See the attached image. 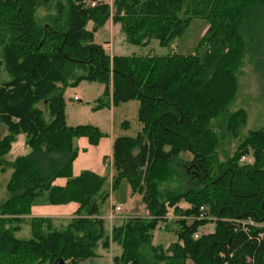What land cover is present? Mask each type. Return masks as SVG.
<instances>
[{"label": "trees", "instance_id": "1", "mask_svg": "<svg viewBox=\"0 0 264 264\" xmlns=\"http://www.w3.org/2000/svg\"><path fill=\"white\" fill-rule=\"evenodd\" d=\"M64 1L0 0V67L10 75L0 84V127L7 130L0 137V157L18 134L25 135L30 149L10 163L13 172L0 204V264H53L58 258L76 264L110 242L122 248L112 264H186L188 259L194 264H246L245 256L251 264H264V240L254 242L221 220L195 239L193 234L208 221L187 219L204 206L219 218L264 222V125L241 137L234 154L222 161L210 128L235 93L243 34L251 45L258 39V30L250 26L262 24L264 0H114L112 6ZM52 4L54 14L44 22L36 19L40 7ZM191 16L206 18L208 26L189 55L110 58L92 42L96 27L111 18L131 42L154 36L167 46ZM82 79L104 82L103 106L140 101V132L113 141L112 186L125 178L131 191L141 195L147 215L126 217L109 232L99 212L108 196L102 191L104 178L87 170L76 176L71 172L73 139L87 136L93 143L101 136L91 125L65 122L64 90ZM39 102L47 103L49 121L36 106ZM246 117L243 109L229 114L226 128L238 136ZM183 152H190L191 160L180 157ZM249 153L253 163L241 164V156ZM57 178L66 181L54 184ZM169 181L177 187L159 190ZM44 192L50 204L77 203L75 216L59 229L51 218H30L31 236L18 238L23 216ZM181 201L190 207L178 208ZM173 206L179 217L169 223L166 216ZM161 222L166 231L175 226V241L166 248L152 244ZM147 246L149 254L143 252Z\"/></svg>", "mask_w": 264, "mask_h": 264}, {"label": "rangeland", "instance_id": "2", "mask_svg": "<svg viewBox=\"0 0 264 264\" xmlns=\"http://www.w3.org/2000/svg\"><path fill=\"white\" fill-rule=\"evenodd\" d=\"M65 3L64 0H62ZM110 6L114 0H102ZM111 1V4H110ZM56 12L55 4L50 8L40 7L35 17L38 20L45 21L46 15ZM182 13L180 12V15ZM44 17V19H43ZM264 19V18H263ZM262 24L252 29L258 30V39L254 43H250V37L244 35L245 49L240 60V66L236 71L237 87L235 93L224 111L217 117L213 118L210 123L211 130L215 133L218 143L216 147V156L222 161L234 154L241 140V137L247 135L250 131L258 130L264 125V26ZM42 22V23H43ZM47 26V25H45ZM208 21L200 16H191L182 31L172 42L167 46H162L156 37L150 36L138 43L131 42L124 33L119 22L107 19L103 24L98 25L93 31L92 42L100 45L104 54L112 58L113 56H160L171 53L189 55L195 51V47L202 38ZM91 29L92 22L88 23ZM243 29L245 27L243 26ZM254 33V32H253ZM250 45V46H248ZM80 71L76 70L75 73ZM10 75L2 65L0 67V84L8 81ZM105 84L98 80H80L75 85H69L63 93L64 98V115L65 122L68 126L91 125L96 127L101 133V136L96 142L91 143L87 136H79L73 139V146L76 149V156L71 164L72 175L76 176L83 171L92 170L104 178L102 191L107 192L108 196L100 202L99 212L105 220V227L109 232L112 225H119L122 222L121 216L140 215L146 216L147 210L145 204L141 200V195L137 192H132L128 181L125 178L119 179L112 186V177L110 176L109 166L105 165V160L109 158L110 152V136L119 137H135L142 128V123L139 120L140 101L130 99L127 101L113 102L109 105H101L99 98L103 97ZM77 99H73L74 96ZM44 114L46 121L50 120V115L47 108V103L39 102L36 104ZM243 109L246 112V122L239 129L238 136H234L232 131H228L226 123L229 114ZM7 133L6 126L1 125L0 137ZM30 151L26 144L24 134H18L10 145L9 151L0 157V204L4 202L7 195L6 185L13 172V167L10 163L17 156L25 155ZM180 157L189 161L192 156L190 152H183ZM241 164H252L253 157L251 154L242 155L239 159ZM190 168V167H189ZM114 173V172H113ZM113 176V175H112ZM191 181V182H190ZM189 183L194 184V180L190 179ZM188 184V185H190ZM177 187L174 181L164 182L159 186V190H172ZM121 203L123 210L113 214L110 220L112 204ZM185 207L189 204L181 201ZM40 211L52 212L58 208H54L46 199V193L39 195L33 205ZM59 207V206H58ZM61 207V206H60ZM62 208L68 209V205H63ZM170 209V208H169ZM171 212V211H170ZM171 215L170 213L168 216ZM6 217V215H3ZM8 217V215H7ZM126 218V217H125ZM172 219L167 218L166 221L171 223ZM53 221V225L57 229L64 227L68 219ZM25 223V224H23ZM25 222L20 223V229L15 233L18 238L27 239L31 236L30 226ZM164 223H159L153 234H157L152 238V244H161L166 248L170 243L175 241V226L172 225V231H166ZM214 230V224L207 223L199 228V232L206 233ZM122 248L115 243L113 249H103L101 245L96 248V256L86 258L76 264H110V254H121ZM143 252L149 254V247H145ZM99 253V254H98ZM163 264L164 262H160ZM186 264H194L191 259L186 261Z\"/></svg>", "mask_w": 264, "mask_h": 264}, {"label": "built area", "instance_id": "3", "mask_svg": "<svg viewBox=\"0 0 264 264\" xmlns=\"http://www.w3.org/2000/svg\"><path fill=\"white\" fill-rule=\"evenodd\" d=\"M102 0H93L90 2L91 6H94L97 2H100ZM73 99H77V96H74ZM105 165L112 167V157H109L105 160ZM177 207L180 209H187L190 206H184L181 203L177 204ZM170 208V209H169ZM168 208V213H167V218L169 219H174L179 216L174 215V206ZM123 210V205L121 203L113 204L111 213L110 215V220L113 217V214L121 212ZM171 211V212H170ZM171 214L168 216V214ZM184 217V216H181ZM188 220H206L208 221L207 223H212L214 224L216 221L221 220V221H226L232 224L235 230H239L243 232L246 236H248L250 239H252L254 242L259 243L260 241L264 240V222L262 221H256L253 220L252 218L248 217L246 219H239V218H219L216 216H212L207 213V209L204 206L199 207L198 213L191 215L187 218ZM206 223V224H207ZM204 226V225H203ZM201 226V227H203ZM200 227V228H201ZM208 233V232H206ZM200 236V232L196 231L193 234V237L197 239ZM252 260L249 256H245V263L246 264H251Z\"/></svg>", "mask_w": 264, "mask_h": 264}, {"label": "crops", "instance_id": "4", "mask_svg": "<svg viewBox=\"0 0 264 264\" xmlns=\"http://www.w3.org/2000/svg\"><path fill=\"white\" fill-rule=\"evenodd\" d=\"M110 4H111V1H110ZM110 20L112 21L111 18H110ZM115 138L116 137H114V136H110V140H109L110 141L109 157H112V146H113V141H114ZM109 169H110V176L112 177V175H113L112 167H109ZM89 171H92V170H89ZM92 172H94V171H92ZM65 181H66L65 178H57V179H55L54 184L63 185L65 183ZM65 204L69 206L68 209L62 208V206L65 205ZM65 204H52V206L54 208H58L57 210L52 211V212H46V211H43V210L40 211L36 207V204L35 205L32 204V206L30 208V213L28 215L23 216V218L26 220V222H27L26 224L27 225H28V221H29L30 218H51L52 220L59 221V222L61 221L62 222V220H64V219H69V218L75 216V211L78 208V204L75 203V202H68V203H65ZM132 216H134V215H132ZM125 217H128V216H124V215L121 216L122 219L125 218ZM23 224H25V223H23ZM153 235L156 237L157 234H153ZM154 236H153V238H154ZM114 244H115V242H110L109 243V247L108 248L110 249V252L113 249V245ZM116 255H118V254H115V255H112V256L110 254V264H112V257L116 256Z\"/></svg>", "mask_w": 264, "mask_h": 264}, {"label": "water", "instance_id": "5", "mask_svg": "<svg viewBox=\"0 0 264 264\" xmlns=\"http://www.w3.org/2000/svg\"><path fill=\"white\" fill-rule=\"evenodd\" d=\"M53 264H64V260L61 258L56 259Z\"/></svg>", "mask_w": 264, "mask_h": 264}]
</instances>
